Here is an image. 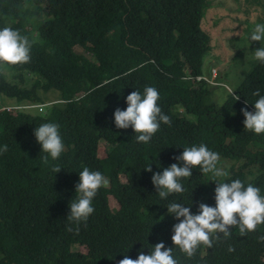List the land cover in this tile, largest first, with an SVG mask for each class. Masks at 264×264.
<instances>
[{"label":"trees","instance_id":"obj_1","mask_svg":"<svg viewBox=\"0 0 264 264\" xmlns=\"http://www.w3.org/2000/svg\"><path fill=\"white\" fill-rule=\"evenodd\" d=\"M29 2L0 0V28L11 26L30 38L22 11ZM43 2L47 18L36 29L30 62L7 64L14 82L0 69V94L21 104L0 106V148L8 146L0 153V264H119L125 255L136 259L160 242L173 248L180 264H264V241L259 239L264 224L243 236L232 227L229 238L221 233L213 247L200 245L191 258L173 244V226L179 220L167 211L170 203L190 206L193 214H198L200 203L216 204L217 182L199 167L181 181L183 193L166 199L152 183L153 174L172 163L183 166L175 157L184 147L204 143L238 161L221 181L240 179L264 194V134L245 129L241 111H255L257 89L264 95V63L257 60L244 72L233 90L239 99L228 93L223 105L216 104L207 100L215 84L198 79L210 41L202 28L204 0ZM56 57L72 67L59 66ZM74 67H87L92 77V84L79 89L76 98L63 71ZM29 75L35 79L27 87ZM145 86L158 90V104L171 119V125L161 123L146 144L136 141L131 126L120 129L114 121L115 110L127 108L126 97L135 90L142 93ZM50 92H57L64 102L41 112L26 109L45 105ZM188 115H195V120ZM46 122L60 125L65 145L60 157L49 156L47 164L41 160L47 153L34 135ZM101 142L108 147L104 157L98 152ZM54 165L61 167L58 173L52 171ZM149 165L151 171L145 169ZM84 167L100 171L109 182L98 190L95 211L77 232L67 215ZM110 195L119 204L116 210L110 206ZM74 242L104 255L76 254Z\"/></svg>","mask_w":264,"mask_h":264},{"label":"clouds","instance_id":"obj_2","mask_svg":"<svg viewBox=\"0 0 264 264\" xmlns=\"http://www.w3.org/2000/svg\"><path fill=\"white\" fill-rule=\"evenodd\" d=\"M250 41L261 42V47L254 52V59L264 63V23H256L249 36ZM31 41L26 35L21 34L19 29L11 26L0 28V64L23 65L31 59ZM200 79H207V76H198ZM216 75L214 77V80ZM212 83L216 84L215 81ZM228 93L236 100L238 96L228 88ZM259 98L254 102L255 111L241 109L245 120V129L253 131L255 134H264V95H260V90L253 92ZM160 94L153 86H145L143 92L132 91L127 97V108L121 110L117 108L114 112V121L117 128L127 129L130 126L135 132L137 142L148 143L152 136L159 131L161 123L171 125V119L162 112L158 104ZM226 98L220 101L224 104ZM247 103V102H246ZM37 142L41 145V150L47 155L41 157L43 163L60 157L64 151V142L60 133V125L54 122H46L37 126L34 130ZM106 145V144H105ZM7 145L0 148V153L6 152ZM177 161H182L183 166L172 163L164 168L162 173L157 172L152 176V183L161 199H166L173 193H183L182 180L192 176V169L199 167L207 174L214 177L227 176V173L218 167L220 162L219 153L210 150L207 145L200 143L198 146L184 147L182 154L175 157ZM151 171V166L145 168ZM61 167L54 165L52 171L58 173ZM216 181L215 206L200 203L198 214L190 211V206L185 207L181 203L173 202L167 206V211L179 220L173 226L171 239L180 251L191 258L200 245L213 247L214 240L220 238L222 233L225 238L231 236L230 229L238 227L240 235L256 231L259 225L264 224V194L261 189L251 183L245 184L240 179L230 182ZM108 180L100 171H92L84 167L79 172V182L75 186L76 199L70 203V213L67 219L77 225L75 229L79 231L78 225L86 222L89 216L95 211L93 199L101 187H106ZM183 218V219H180ZM72 231V228L68 229ZM259 239L264 241V236ZM229 251H234L229 248ZM119 264H180L174 258L173 248H165L163 242L154 245L148 254L141 252L138 258L132 259L125 255Z\"/></svg>","mask_w":264,"mask_h":264},{"label":"rangeland","instance_id":"obj_3","mask_svg":"<svg viewBox=\"0 0 264 264\" xmlns=\"http://www.w3.org/2000/svg\"><path fill=\"white\" fill-rule=\"evenodd\" d=\"M22 11L25 27L30 32L29 40L31 42L32 40L36 41L38 38L37 28L47 18L45 4L43 0H31V2L22 6ZM14 21L11 20V22ZM256 23H264V0H204L202 28L209 33L210 41L207 52L203 57L202 70L203 74L205 73L209 77L210 82L214 80L215 70L218 74H216L217 80H214L216 84L212 85V92L207 98L209 102L220 104V101L228 96L229 86L233 90L237 87L232 80L226 78V73L230 72L232 74L230 78L234 79L235 82H239L241 81L239 73L241 72L243 74L242 79H244V72L249 69L251 70V67L257 61L253 58L254 52L261 47V42L250 41L249 43L247 39ZM76 50L88 55L82 47H76ZM56 63L59 66L72 67L60 58H58V62ZM74 68L76 69L71 71L63 69V71L65 72L66 85L69 91L73 95L75 94L74 97L76 98L78 94H81L77 92L79 89H87L92 84V77L87 73V67L83 69ZM0 69L8 80L15 81L12 74L13 70L10 66L0 64ZM219 75L220 77H218ZM34 79L35 77L33 75L27 76L25 86L30 87ZM94 80L98 81L97 78H94ZM0 95L3 96L0 99V106L16 103L13 98L6 97L3 94ZM47 96L49 99H45V105H31L30 108L26 109H29L32 113L41 112L43 109L45 110L47 105H53L55 102H64V99L58 98L59 95L57 92L47 93ZM15 106H21V104L17 103ZM188 117L193 120L196 118L195 115H188ZM107 148L105 143L101 142L99 144L98 152L101 157L106 155ZM237 163L238 161L235 159L220 156L218 167L229 176L232 172V167L237 166ZM205 175L210 180L218 181L227 177H214L211 173ZM121 179L126 181L124 176H121ZM109 202L113 210L119 207L117 200L112 195L109 196ZM71 248L74 253L80 255H104L102 253L92 254L90 252L95 251L89 250L85 245L78 242H74Z\"/></svg>","mask_w":264,"mask_h":264},{"label":"crops","instance_id":"obj_4","mask_svg":"<svg viewBox=\"0 0 264 264\" xmlns=\"http://www.w3.org/2000/svg\"><path fill=\"white\" fill-rule=\"evenodd\" d=\"M242 71V70H241ZM217 73H215V75H216ZM242 73L240 72L239 73V75H241ZM218 75V74H217ZM231 73L230 72H228V73H226V78H228V79H230V80H232L235 84H236V86H238L240 83H241V81L243 80L242 78H241V81H239V82H235L234 81V79H231L230 77H231ZM203 76H207L205 73L203 74ZM215 77V76H214ZM218 77H220V75L218 76ZM229 88H231L230 86H229Z\"/></svg>","mask_w":264,"mask_h":264},{"label":"built area","instance_id":"obj_5","mask_svg":"<svg viewBox=\"0 0 264 264\" xmlns=\"http://www.w3.org/2000/svg\"><path fill=\"white\" fill-rule=\"evenodd\" d=\"M215 71H216V70H215ZM215 71H214V73H216ZM200 78H201V77H198V79H200ZM40 109H41V108H40Z\"/></svg>","mask_w":264,"mask_h":264},{"label":"bare ground","instance_id":"obj_6","mask_svg":"<svg viewBox=\"0 0 264 264\" xmlns=\"http://www.w3.org/2000/svg\"><path fill=\"white\" fill-rule=\"evenodd\" d=\"M216 79V78H215ZM217 80V79H216Z\"/></svg>","mask_w":264,"mask_h":264}]
</instances>
